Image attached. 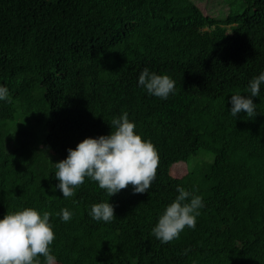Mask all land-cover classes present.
Listing matches in <instances>:
<instances>
[{
    "label": "trees",
    "instance_id": "1",
    "mask_svg": "<svg viewBox=\"0 0 264 264\" xmlns=\"http://www.w3.org/2000/svg\"><path fill=\"white\" fill-rule=\"evenodd\" d=\"M211 1L0 0V84L11 94L0 101V218L49 212L55 264H264V85L254 118L229 111L264 70V0ZM145 67L172 77L175 93L146 94ZM124 112L159 155L149 191L109 197L85 178L64 198L45 164L109 134ZM179 160L186 172L173 176ZM177 185L204 207L194 230L163 244L150 231ZM102 201L115 206L110 223L88 215Z\"/></svg>",
    "mask_w": 264,
    "mask_h": 264
},
{
    "label": "clouds",
    "instance_id": "2",
    "mask_svg": "<svg viewBox=\"0 0 264 264\" xmlns=\"http://www.w3.org/2000/svg\"><path fill=\"white\" fill-rule=\"evenodd\" d=\"M264 85V70L249 80L244 93L237 91L230 96L232 117L245 113L250 119L257 114L254 97H260ZM138 87L150 96L167 99L175 93V80L168 74H160L145 67L138 76ZM0 101L11 102L6 85L0 84ZM107 135L86 137L75 148L67 149V156L54 162L55 178L64 198L74 196L75 189L88 178L106 191L109 197L129 185L134 194L148 192L156 178L159 163L158 152L151 140L142 138L135 131L134 121L128 113L114 117ZM183 162L181 160L172 163ZM174 200L158 214L150 235L166 244L180 237L185 228L195 229L203 197L177 185ZM63 222L72 219L67 208L57 213ZM88 215L97 222L110 223L116 219L115 206L110 201L91 205ZM49 212L23 208L8 212L0 218V264H55L51 245L55 239ZM43 257V260L40 258Z\"/></svg>",
    "mask_w": 264,
    "mask_h": 264
},
{
    "label": "rangeland",
    "instance_id": "3",
    "mask_svg": "<svg viewBox=\"0 0 264 264\" xmlns=\"http://www.w3.org/2000/svg\"><path fill=\"white\" fill-rule=\"evenodd\" d=\"M217 0H212L211 1V4H212V6L215 4V6H217V7H220L218 4H217ZM201 3H204L203 1H201ZM217 4V5H216ZM59 9H64V8H59ZM206 11V10H205ZM207 12V11H206ZM74 135H75V133H71L70 135L69 134H67L66 136H67V138H69V137H71V138H73L74 137ZM65 136V135H64ZM64 141V139H61V138H59L57 141H56V143L55 144H60V143H62ZM54 144V145H55ZM54 162H56V160H52L51 162H47L45 165L46 166H49L51 163H52V166L54 167ZM186 165H185V163L184 162H178V163H176V164H174L173 166H171V169H170V173H171V175H173V176H181V175H183L185 172H186Z\"/></svg>",
    "mask_w": 264,
    "mask_h": 264
}]
</instances>
